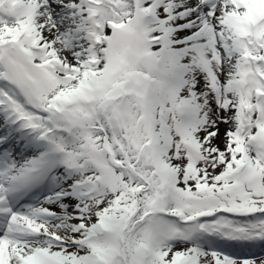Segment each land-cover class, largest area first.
<instances>
[{"label": "snow or ice", "instance_id": "obj_1", "mask_svg": "<svg viewBox=\"0 0 264 264\" xmlns=\"http://www.w3.org/2000/svg\"><path fill=\"white\" fill-rule=\"evenodd\" d=\"M0 264H264V0H0Z\"/></svg>", "mask_w": 264, "mask_h": 264}]
</instances>
